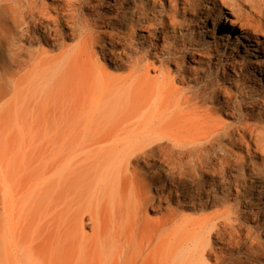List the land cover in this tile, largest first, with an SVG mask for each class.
Returning a JSON list of instances; mask_svg holds the SVG:
<instances>
[{
    "label": "bare ground",
    "instance_id": "1",
    "mask_svg": "<svg viewBox=\"0 0 264 264\" xmlns=\"http://www.w3.org/2000/svg\"><path fill=\"white\" fill-rule=\"evenodd\" d=\"M43 1L0 0V83L17 89L41 82V78L29 79V73H23L26 67L40 72L52 62L45 52L22 44L37 31L43 29V40L52 48L64 36L65 24L76 33L71 4L54 8ZM222 1L243 15L241 21L224 17L227 37L254 43V51L264 58V0ZM179 3L138 0L135 20L126 18L121 34L101 33L93 39L94 43L106 38L113 45L122 43L128 79H134L129 86L137 88L128 93V112L120 117L125 119L122 129L132 139L123 157L127 166L141 161L154 171L145 175L139 186L125 176L119 200H102L97 214L88 213L92 234L88 236L86 264H264V221L252 218L264 219V117L260 112L264 107L254 99L256 91L238 82L230 90L215 89L213 82L178 90L171 85L175 78L164 77L153 84L145 78L150 66L143 64L144 58L170 54L166 29H175ZM142 27L151 47L134 56L130 40ZM89 42L91 38L81 51ZM89 56L97 59L95 53ZM80 58L70 54L68 62L61 65L60 78L80 75L93 83L94 76L87 66H80ZM257 68L262 75L264 59ZM251 69L256 67L251 64ZM142 71L145 77L139 75ZM177 75L179 83L186 84L184 76ZM208 89L211 92L207 96ZM207 103L218 105L217 113L229 114L233 122L221 117L217 120ZM159 179L169 183L160 191L167 196L152 194L151 187ZM249 179L253 181L251 187L246 186ZM255 199L258 206L253 212ZM174 201L177 205L183 201L186 211L195 213L186 214V228L175 227L178 210L171 208ZM148 210L160 217L150 221ZM77 217L62 219L63 232L75 238L84 227V218L79 221Z\"/></svg>",
    "mask_w": 264,
    "mask_h": 264
},
{
    "label": "rangeland",
    "instance_id": "2",
    "mask_svg": "<svg viewBox=\"0 0 264 264\" xmlns=\"http://www.w3.org/2000/svg\"><path fill=\"white\" fill-rule=\"evenodd\" d=\"M43 3L54 8L71 4L76 33L72 34L65 24L64 36L52 48L43 40V29L37 31L22 44L32 51L45 52L52 62L40 72L26 67L23 73H29V79L41 78V82L17 89L10 83H0V264H86L88 236L92 234L88 213L97 214L102 200H119L124 191L121 179L125 176L139 186L144 176L154 171L141 161L127 166L123 157L132 139L122 129L125 119L120 117L128 112V93L137 88L129 86L134 79H128L122 43L113 45L109 38L93 42L101 33L121 34L126 18L135 20L138 0ZM225 16L236 21L243 19L238 9L222 0H180L175 29H166L170 54L144 58L143 64H148L150 71L148 77L144 71L139 75L152 84L164 77L175 78L171 85L178 90L207 82H213L215 89L230 90L234 82L239 86L244 83L256 91L254 99L264 107V71L262 75L257 72L263 55L254 51V43L227 37L223 29ZM143 29L130 40V53L134 56L151 47ZM88 38L92 42L86 52L81 51ZM89 53H95L97 59ZM70 54L81 56L79 64L89 68L95 78L93 83L80 75L60 78L61 65L68 62ZM177 74L184 76L186 84L179 83ZM210 92L206 91L207 96ZM206 106L217 120L221 117L227 123L233 122L229 114L217 113L218 105ZM260 112L264 117V110ZM156 181L160 182L152 185V194L167 196L160 191L167 188L168 182ZM247 182L246 186L251 187L253 181ZM232 193L237 191L232 189ZM183 203L171 204L172 209L178 210L176 228H186V214H195L186 211ZM252 203L255 212L257 200ZM74 216L79 221L84 218V227L76 238L63 232L62 222L63 218L68 221ZM146 217L153 221L160 214L148 210ZM252 218L264 221L262 216Z\"/></svg>",
    "mask_w": 264,
    "mask_h": 264
}]
</instances>
